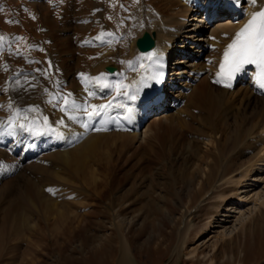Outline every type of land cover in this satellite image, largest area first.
I'll return each instance as SVG.
<instances>
[{
	"label": "rangeland",
	"instance_id": "1",
	"mask_svg": "<svg viewBox=\"0 0 264 264\" xmlns=\"http://www.w3.org/2000/svg\"><path fill=\"white\" fill-rule=\"evenodd\" d=\"M19 1L0 0V136L28 130L38 142L55 134L50 103L63 107L62 99H51L54 87L72 98L88 91V82L114 65V34H127L143 0L33 3L34 17L43 18L25 20L32 32L24 34L14 22ZM190 94L168 122L155 124L148 115L145 141L129 139L122 151L104 142L87 162L98 169L97 180L84 182L50 152L21 163L0 148V264H264V168L254 175L260 183L246 182L241 202L221 200L261 156L258 109L232 115L211 91L197 99ZM42 193L56 203L54 212Z\"/></svg>",
	"mask_w": 264,
	"mask_h": 264
},
{
	"label": "bare ground",
	"instance_id": "2",
	"mask_svg": "<svg viewBox=\"0 0 264 264\" xmlns=\"http://www.w3.org/2000/svg\"><path fill=\"white\" fill-rule=\"evenodd\" d=\"M158 1H162L163 6L157 7L156 4L160 3ZM261 8H264V0H257L256 5H253L251 0H156L153 4L147 5L146 1L143 0V6L140 7L139 14H136L138 15L136 22L132 24L135 25L132 28L134 30L130 29L131 25L127 34H114V39L112 38L114 40L113 64H119L116 67L117 71L114 74H110L106 69L102 70L100 77L94 80H92V77L90 79L92 81L88 82L89 90L94 97L98 100L102 99L103 104L110 106L101 115L89 118L84 109L88 108L89 105L97 104L90 100L88 89V91L81 92L75 98H72L74 95L72 97L69 96L70 101H74L75 103L74 105H70V110L68 109V111H72L75 115L71 114L75 118L73 116L69 118L71 114L68 111L67 113L61 111L62 107L60 105L57 106L54 105L55 103H50L52 107V111L50 110V112H53V117H51L52 123L55 124V127L53 124L49 128L54 127L55 134L48 136L46 133L49 137L48 139H39L36 142L26 135L28 130L25 129V132H18L15 128L18 133L12 132V134L0 136V148L2 149L3 156L13 154L21 163H24L30 159L39 157L45 152H50V157L57 155L64 166L73 167L74 175L76 177L82 176L84 182L97 180L100 175L98 169H94L91 166V168L87 167L89 165L87 162L91 157L94 158L93 154L99 153L100 149L102 150L101 147L104 142L108 143L104 147H108L109 150L111 149L110 145L112 147L115 145L116 147L119 146L120 151H122L127 147L129 139L137 142L145 141L151 132V125L145 124L148 115H154L152 122L155 124L160 121L168 122L174 117L172 115L171 118L169 114L172 111H178L177 107H179L178 105L183 101L184 97L187 96L186 93L188 91L196 99L205 95L209 97L208 92L211 91L232 115L242 114V112L244 113V109L246 110L250 107L258 109V124H260L261 130L263 129L262 131L264 132V92L256 83L257 70L252 68L243 73L236 86L232 89L222 88L214 82L221 73L220 66L224 63V52L227 46L232 43L236 33L244 27L252 14ZM145 33H150L155 37L156 47L151 52L144 54L137 49V41ZM110 37L109 39H111ZM113 40H111L112 43ZM207 53L210 57H206ZM120 55L127 57L126 63L123 61V63H120ZM168 65L169 67L171 66L169 68V72H171V75H169L170 79L167 83L161 84ZM13 82L15 81L13 80ZM54 88L55 90L51 92L53 102L66 96L65 93L58 91L56 87ZM14 89L17 90L16 88ZM13 97L15 98V96ZM146 97L152 99L147 101ZM88 110L90 111L91 109L88 108ZM18 111H16L17 115H19ZM47 111L49 112V110ZM60 117L65 121L66 126L64 122L60 123ZM105 117L109 119L114 117L128 118L135 132H130L131 134H129L124 130H117L114 132L98 133L95 131V126L100 119ZM15 118L11 120L14 121ZM11 124L9 126L10 130ZM36 124L38 125V123ZM60 127L64 129V132H61ZM6 129L8 130L7 127ZM20 130H23V127ZM40 131L42 132V130ZM43 133L45 132L43 131ZM55 151H57V154ZM53 152L55 155L52 154ZM260 152L261 156L259 159L244 170V175L239 179L232 180L233 186L236 187L233 190V195L222 196L221 200H224L226 203L235 202L236 200L241 202L243 197L239 194L244 193L242 191L246 188V182L253 181L255 184L260 183L262 177L258 180L254 175L264 168V140ZM39 161L41 163L46 162V160ZM84 170H86L87 174ZM67 181L69 180L66 179L65 182ZM97 189L99 190V188ZM42 195L45 203H49L47 204L49 210L53 211L56 203L44 193ZM254 197L260 199L262 194L258 192ZM218 210H220V207H218ZM239 212L243 214V212ZM211 217L214 218L211 222H215L214 220L217 218L216 214L213 213ZM186 232L185 230L183 231L184 235H186ZM232 234L233 232L229 234L222 233V237ZM203 236H205L204 231L198 236L197 240L202 239Z\"/></svg>",
	"mask_w": 264,
	"mask_h": 264
},
{
	"label": "snow or ice",
	"instance_id": "3",
	"mask_svg": "<svg viewBox=\"0 0 264 264\" xmlns=\"http://www.w3.org/2000/svg\"><path fill=\"white\" fill-rule=\"evenodd\" d=\"M253 5L257 4V0H251ZM99 38V37H98ZM0 39H3L0 37ZM245 64H255L260 68L256 83L258 87L264 88V8L254 12L243 28L236 33L232 43L227 46L224 52V63L221 64V74L231 79L233 73L240 71ZM83 75V74H81ZM220 83V80L216 81ZM230 86V85H225ZM90 95L92 93H89ZM70 96V94H69ZM69 96L62 98L63 107L61 111L67 113L70 105H74V101H70ZM110 105H89L84 110L89 118L101 115ZM36 109H32L35 111ZM72 118V117H69ZM47 123V118H45ZM63 123V121H61ZM24 127V125H20ZM51 191V190H49Z\"/></svg>",
	"mask_w": 264,
	"mask_h": 264
},
{
	"label": "crops",
	"instance_id": "4",
	"mask_svg": "<svg viewBox=\"0 0 264 264\" xmlns=\"http://www.w3.org/2000/svg\"><path fill=\"white\" fill-rule=\"evenodd\" d=\"M19 1V0H18ZM44 3L46 5L48 4H54L53 1L51 0H40V1H36V0H20L18 3V5L16 4V8H15V13H16V16H15V19H14V22L16 25H19L20 26V34H24L26 31L27 32H32V29L30 26H25V20L27 22H30V18H32L33 20H40L42 17V14L41 13H37L36 17L35 16V12H33V6L30 5V4H33V3ZM3 9L1 7V4H0V10ZM32 19H31V22H32Z\"/></svg>",
	"mask_w": 264,
	"mask_h": 264
},
{
	"label": "water",
	"instance_id": "5",
	"mask_svg": "<svg viewBox=\"0 0 264 264\" xmlns=\"http://www.w3.org/2000/svg\"><path fill=\"white\" fill-rule=\"evenodd\" d=\"M155 46V40L149 33H145L143 37L137 41V48L141 53H149ZM105 69L110 74H114L117 70L114 66H107Z\"/></svg>",
	"mask_w": 264,
	"mask_h": 264
}]
</instances>
